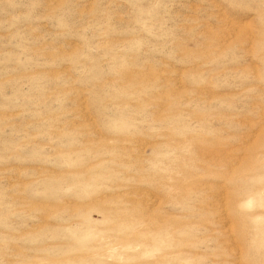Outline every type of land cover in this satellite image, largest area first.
Returning a JSON list of instances; mask_svg holds the SVG:
<instances>
[{"label":"rangeland","instance_id":"374dc122","mask_svg":"<svg viewBox=\"0 0 264 264\" xmlns=\"http://www.w3.org/2000/svg\"><path fill=\"white\" fill-rule=\"evenodd\" d=\"M0 264H264V0H0Z\"/></svg>","mask_w":264,"mask_h":264}]
</instances>
